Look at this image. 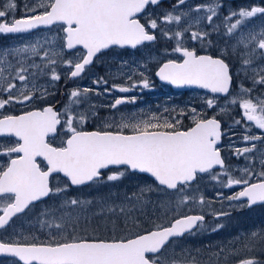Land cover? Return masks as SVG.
<instances>
[{"label":"snow or ice","instance_id":"1","mask_svg":"<svg viewBox=\"0 0 264 264\" xmlns=\"http://www.w3.org/2000/svg\"><path fill=\"white\" fill-rule=\"evenodd\" d=\"M160 2L161 0H37L34 7L26 9L23 17H13L11 21L6 19L8 15L6 11H0V34L28 33L40 26L62 22L66 25L63 28L66 40L64 46L67 49H73L77 45H82L86 50V54L74 60L64 61L72 69L70 78H76L86 70L98 53L109 46L128 45L136 48L144 42L154 41L155 35L146 30L145 25L136 19V14L142 13L148 5L156 6ZM185 3L186 0H177L172 9L159 17V20L166 25L173 23L179 25L186 17L191 18V13H203V16L194 18V24L199 25L206 19L209 26H212L214 18L218 15V9L222 7L217 0H211L210 3L196 5L186 12L177 14V9ZM7 7L14 10L16 5L10 2ZM258 14L264 15V7H241L237 11L230 12L224 17V35L233 36ZM158 26L157 19L149 20V29H157ZM192 27L193 24H188L183 30L173 33L163 31L162 34L165 37L177 41L173 52L181 53L183 61L178 63L175 60H169L160 67L157 76L162 81H168L173 85H199L214 94L229 93L232 76L229 64L223 58L228 55V48L221 49L220 55L216 57L196 55L194 50L183 46V36ZM212 30L218 32L219 28L213 27ZM209 36L208 31L199 29L191 31V39L200 41L202 45L205 41L207 45H212L213 42L208 39ZM40 47V43L36 42L3 50L0 64L6 63L3 57L11 56L19 57L17 63L21 66L15 69L14 75L9 76H5L4 69L0 68V92L8 94L7 99L0 98V108L13 101L24 103L33 98V90L37 89L35 84L33 89L28 90V94H24L27 88L28 68L23 66V61L29 55H38ZM240 47L245 49L240 54L242 68L247 72L253 64V56L257 50H260L259 55L264 59V28H261L259 32L242 34L237 43L232 46L233 53ZM48 56L49 53L45 50L42 59L47 60V63L43 68L36 64L29 67L43 73L49 66L57 63L56 60L48 59ZM8 68L9 70L12 68L10 63ZM251 70L253 84L264 85V67ZM31 75L35 77L36 72ZM59 79L60 76L55 68H52L51 80ZM14 80H19L25 85V88L19 89L15 96L12 94L17 91V85L12 82ZM101 82L107 83L103 78L94 81L96 84ZM141 83L144 88L149 87L146 78ZM135 86L133 84V87ZM240 87L241 95L250 96L252 89L244 88L243 84ZM117 90L129 91L125 87H118ZM39 91L41 95H47L46 90L41 88ZM89 91L90 89L87 88L72 90L70 100L73 103H79V98ZM134 100L135 98L131 101L117 98L111 107L116 109L117 106L134 102ZM206 103L209 108H212L216 101L211 98ZM230 103H239L243 110V118L256 128L264 130V98H258L256 102L252 98L240 100L233 98ZM199 116L200 114L193 109L194 126L186 131L179 130V121L173 123L152 115L146 119L122 116L120 123L116 124L118 131L115 132L110 130L82 132L77 131L72 124L77 119L83 122L86 117L83 114L78 118L74 117L69 108L66 124L72 135L66 140V146L58 148L52 147L45 140L49 133L56 131V125L60 123L59 116L52 107L26 112L20 116H5L0 119V133H14L23 142L6 150L9 154L22 155L11 159L6 167L0 166V199L7 198L10 201L0 205V210L3 212V215H0V228L6 226L11 218L23 213L34 202L67 191L69 185L63 188L50 187L49 177L53 173H63L69 179L71 186H83L103 180L101 170L109 165L127 166V170L150 174L159 186L172 190L180 187L182 192V186L193 181L197 173H207L214 165L224 167L220 150L215 147L221 136L220 123L214 117L202 119ZM236 123L239 124L240 121L237 120ZM110 127L111 125H106V128ZM125 130H129L127 134ZM243 139L245 142L262 141L264 136L245 135ZM255 148L256 145L253 143L252 147L237 149L236 153L245 155L253 152ZM36 157H43L47 161L46 171L36 163ZM242 171L248 176L253 175L248 169ZM125 174V171L110 174L107 176V181H118ZM258 175L261 179L257 183H249L248 180L233 179L229 176L225 187H231L234 184L243 185V190L227 199L239 203L241 198H247L249 207L257 202H264V172ZM150 190V186L142 188L140 193L142 195L143 192ZM133 195L135 204L132 207L135 208L141 203V195ZM190 199L183 195L177 206L188 203ZM199 202L204 203L203 197ZM93 203L92 200L65 197L57 207L45 209L38 218L42 227L54 229L49 242H0V254L18 258L22 264H166L160 254L171 240L205 228L203 215H187L175 219L168 227L157 225L153 230L136 234L132 238L105 240L63 236L66 225L70 224L73 231L76 230L80 213L73 215V211L79 209L80 212H85ZM244 206L240 204V207ZM117 207L119 214L130 217L132 209L124 205L110 206L103 199L100 201V211L96 214L105 212L116 214ZM56 212L61 213L56 218L59 219V223L53 219ZM228 214L219 212L215 215L219 218ZM43 217H49V219ZM221 227L223 225H217L213 231ZM256 235L257 233H252L253 238ZM172 264L177 262L173 261ZM190 264H195V261ZM240 264H259V262L250 258L241 261Z\"/></svg>","mask_w":264,"mask_h":264},{"label":"rangeland","instance_id":"2","mask_svg":"<svg viewBox=\"0 0 264 264\" xmlns=\"http://www.w3.org/2000/svg\"><path fill=\"white\" fill-rule=\"evenodd\" d=\"M10 2L16 5L14 10L7 7ZM36 2L37 0H0V11H6L8 13L6 19L11 21L13 17H23L26 9L34 7ZM210 2L211 0H186V3L177 9V14L186 12L196 5ZM217 2L222 4V7L218 9V15L214 18L212 26H209L206 19L202 20L199 25L194 24V18L204 15L203 13L194 12L190 14L191 18L186 17L179 25L175 23L166 25L159 20V17L171 10L177 0H165L156 6L151 5L139 19L148 31L155 33L156 40L154 42L147 43L132 52L116 47L109 48L106 52L99 53L93 63L86 67L80 77L76 78H70L69 74L72 69L64 61L74 60L76 57L86 54V52L81 47L66 50L64 46V25H52L24 35L0 34V56H2L3 50L20 47L24 44L39 42L41 45L38 49V55H29L23 61V66L28 68L26 74L28 75L27 88L19 80L12 81L17 85V91L12 93L14 96L21 88H25L24 94H28V90L33 89V84L37 85V89L33 90V98L24 103L13 101L5 105L0 108V117L3 115V111L19 110L22 107H24V111H27L30 107H39L46 102L55 101L60 102L63 113L68 115L69 108L76 104L70 100V92L74 87H78L79 90L85 88L92 90V93L95 92L96 97L102 98V102L97 105L95 100L88 99L90 96L84 94L80 97V100H88L87 106H93L92 109H89V112L85 114V107L75 106L71 109L72 115L78 118L79 115L83 114L88 118V121L93 120L98 126L101 124L105 129L118 130L116 124L120 123L122 116L125 118L134 116L137 119H146L152 115L173 123L179 121V129L182 125L190 127L193 124V109L200 114L199 118L219 115L221 118L232 120L225 126L223 130L225 137L223 143L219 146L225 160L224 168L213 169L199 175L192 181V184L182 186V192L180 187L174 191H168L160 187L149 176L142 174H132L129 177L125 174L120 180L109 182L107 181L108 175L122 172L121 169L114 168L103 177V180L93 183L87 188H74L73 190L69 188L65 193L53 196L54 201L49 206L45 205L46 209L57 207L65 197H78L94 201L85 212H80L79 209L73 211V215L80 213L76 230L73 231L70 224L66 225L63 236L105 240L120 239L154 229L157 225H169L173 219L180 216L200 214L205 217V221L207 215H211L210 219L205 222L203 230L188 234L186 238L176 239L169 248L161 252L160 256L166 261V264H172L173 261H176L177 264H190L192 261H195V264H239V259H234L240 258L243 260L246 257L247 259L254 258L259 264H264V205L246 210L244 209L246 203L242 201L238 203L227 199L240 192L243 185L234 184L231 187H225L229 176L233 179L248 180L250 183L259 181L261 177L258 174L264 172V164H262V161H264V140L245 142L243 139L245 135L264 136V130L256 128L243 118V110L240 108L239 103H230L233 98L237 100L252 98L254 102L258 98H264V85L253 84L251 70L264 67V59L259 55L260 50H257L254 54L253 64L247 72L242 68L240 54L245 49L240 47L235 53L232 51V46L237 43L242 34L252 31L259 32L261 28H264V15L258 14L255 18H252L233 36L224 35L225 16L232 11L239 10L241 7H264V0H217ZM150 19H157L159 25L157 29L148 28ZM188 24H193V27L183 36L184 47L194 49L197 53L213 51L216 56L220 55L221 49L228 48V55L223 58L230 65L234 79L232 92L228 96L220 98L198 89L176 91L169 84L160 82L155 76V71L162 62L171 59L179 61L182 58L178 53L173 52V49L177 46V41L165 37L162 34L163 31L167 30L173 33L177 30H183ZM213 27H218L219 31H213ZM198 29L210 33L208 39L213 42L212 45H207V41L202 45L200 41L191 39V31ZM45 50L49 53L48 59L56 60L57 63L49 66L41 73L29 66L36 64L43 68L47 63V60L42 59ZM114 52H117V54H114ZM101 57L105 58V63L107 60L110 63L102 65V61L99 59ZM3 59L6 63L0 64V68L4 69V75H14L15 69L21 66L17 63L20 58L8 56L3 57ZM9 63L12 65L11 70L8 68ZM52 68H55L56 73L60 76L59 80H51ZM104 70L106 74L103 72ZM108 71L111 72L108 73ZM33 72H36L35 77L31 75ZM46 77H49L48 80L43 81L42 78ZM99 78H103L107 83H94ZM145 78L149 82L148 88H144L141 83ZM133 84L136 86L133 87ZM241 84L244 88L252 89L250 96L240 94ZM114 85L117 87L114 88ZM4 86L6 87V84ZM118 87L128 88L129 91L120 92L117 90ZM41 88L46 90L47 95H41L39 91ZM105 89H108V91H105ZM0 98L7 99L8 94L0 92ZM117 98H124L129 101L135 98V100L113 109L111 104ZM211 98H214L216 103L212 108H209L206 101ZM94 114H98L96 118L92 117ZM237 120L240 121L239 124L236 123ZM77 122L81 124L78 120ZM106 125H111V127L106 128ZM128 131L125 130V132ZM253 143L256 145L253 152L237 155V149L252 147ZM6 162L7 158L0 161V166H3ZM243 169H248L253 175H246L242 171ZM54 183L55 187L63 188L62 185L64 186V181L58 176L55 177ZM149 186L151 190L145 191L141 195L140 190ZM133 194L141 195V203L135 208L132 207L135 204ZM183 195L191 199L188 203L177 206ZM201 197L204 199L203 204L199 202ZM102 199L107 201L110 206L124 205L132 209L130 217L119 214L118 207L116 214L107 212L96 214L100 211V201ZM241 203L245 206L240 207ZM44 211L40 207V209L33 210L32 213L30 212L31 214L25 216L24 220L13 226L12 236L21 238L24 243L49 242L54 229H49L47 226L42 227L38 219ZM65 211L69 210L65 209ZM219 212L229 213V216L217 218L215 214ZM60 215L61 213L58 212L56 218ZM30 217L33 218L29 219ZM43 218L49 219V217ZM56 218L55 222L59 223V219ZM217 225H223V227L213 231L217 228ZM254 232L257 235L253 238L252 233ZM127 233L130 235H126ZM257 239L260 240L262 250L257 249ZM0 264L5 263L0 262Z\"/></svg>","mask_w":264,"mask_h":264},{"label":"flooded vegetation","instance_id":"3","mask_svg":"<svg viewBox=\"0 0 264 264\" xmlns=\"http://www.w3.org/2000/svg\"><path fill=\"white\" fill-rule=\"evenodd\" d=\"M22 34L24 35V33H22ZM10 35H13V34H10ZM143 45L145 46L146 44H143ZM139 47H141V46H138V47L133 48V49H137ZM121 49H126L128 52L134 51L132 48H128V47H123ZM189 50H194V49H189ZM194 51H195L196 55H199V54H208V55L216 56V54H214L215 52H213V51H206L208 53H197L196 50H194ZM103 52H106V50L101 51L100 53H103ZM114 54H117V52H114ZM95 57L93 58V60L95 59ZM99 59L102 61V65H103L105 63V61H104L105 58L104 57H101ZM107 63H110V61L107 60L105 64H107ZM90 65H88V66H90ZM229 67H230V65H229ZM103 72L105 73V70ZM108 73H109V71H108ZM230 74L232 76V82H231V87L229 89V93H226L225 95L216 94V95H213V96L220 97V98H224V97L228 96L232 92V87H233V84H234V79H233V75H232L231 68H230ZM43 79H45V78H43ZM76 89H78V87L77 88H75V87L73 88V90H76ZM200 91L205 92V93H207L209 95H212V94H210V93H208V92H206L204 90H200ZM97 94H98V92H97ZM85 95L90 96L88 99L95 100L97 105H99V102H102V98L96 97L95 96V92L92 93V90H90L89 93H87ZM87 103H88V100H85L84 99L83 101H81L80 98H79V103H76L75 105H73L71 107V109H73L75 106H77V107L78 106L79 107H82L83 106V107L86 108V110L84 111V113L87 114L89 112V109H92V107H93V106H87ZM46 106H55L54 111L57 112V114L59 116V119H60V123H59L58 127L56 128L55 134L54 135L47 136L46 142L49 143L52 147H57V148L58 147H64V146H66L65 145L66 140L72 135V133H71V131H69V129L67 127V124H66L68 115L63 113V110L60 107V102L59 101L46 102V103H44L43 105H41L39 107H37V106L30 107V108L27 109V111H24V107H22L19 110H17V109H11V110H9L7 112L3 111L4 113L0 117V119L1 118H4L5 116H17V115H21V114L23 115L24 113L30 112V111H33V110H42ZM97 115L98 114H94V115H92V117L96 118ZM213 117L220 123V133H221L220 139H221V141L223 143V139L225 137V132L223 130H224L225 126L227 125V123L228 122H231L232 120H229V118H227V119L221 118L219 115H211V116H207V117L202 118V119H211ZM77 120H75V122H73V124H72V127H74L77 131H86V132H89V131H92V130H97V131L110 130V131H114V132L115 131H118L116 129L115 130H113V129H105V127L104 126H101V124H99V126H98L97 123L94 122L93 120L88 121V118H85L83 120V122H80L81 124H78ZM192 125L193 124H191L190 126H192ZM187 126L182 125V127L179 130H186V129H188ZM125 134H127V132H125ZM19 143H21L20 140L16 139L13 136L0 135V161L5 160L7 158V162L5 164H3V167H6L10 163V160L11 159H15V158H17L18 155H22V154H17V153H10L9 154V153L6 152V150L8 148L16 147ZM222 152H223V150H222ZM36 163L40 166V168L42 170H46L47 169V164H46V162L41 157H38L36 159ZM113 169L114 168H110V169H107V170L103 171L102 172V177L106 176V174L108 172L112 171ZM119 169H121L122 171H125L128 177L131 176L132 174H139V173H136V172H132L130 170H127V167L126 166L125 167H120ZM57 176L60 177L64 181V186L65 185H69L68 189L69 188L72 189V190L74 188L84 189L85 187H87L89 185L88 184V185L83 186V187H74V186H71L70 185V182L66 178H63V176L61 174H53L49 178L50 187L55 188V183L54 182H55V177H57ZM92 184L93 183H91L89 186H91ZM187 185H190V184H187ZM64 186L62 185V187H64ZM52 197L53 196L46 197V198H44V199H42L40 201L34 202L23 213L17 214L13 218H11L10 222L6 226H4L3 228H0V242H17V241H19V242L24 243V241H22L21 238H14L12 236L11 232L13 230V226L17 225L19 222H21L22 220H24V217L27 216V215H29V214H31L32 211L35 210L36 208H39L40 209V207H41L42 209L45 210L47 208L46 206H49L52 203V201H54L52 199ZM241 201L244 202V203H246V206L244 207V209H246V210L247 209L250 210L253 207H259V206L264 205V204H262V205H257V206L249 207V206H247V200H241ZM7 202H10V201L7 200V198L0 199V205H2L4 203H7ZM2 214H3V212H2V210H0V215H2ZM57 215H58V212L55 213V217L53 219H55L57 217ZM210 217H211V215H207V217H206L207 220H205L204 223L207 222L210 219ZM220 217H225V216H220ZM32 218L33 217H30L29 219H32ZM126 235H130V234L127 233ZM187 235L188 234H185L183 237L186 238ZM132 237L133 236L130 235V236H127V237H124V238H132ZM175 240L176 239L171 240L167 244V246L163 249V251L166 248H169L173 244V242H175ZM257 241H258V247H257V249L262 250V246H261L260 240L257 239ZM247 252H249V251H247ZM238 259H239V262L238 263L240 264V262L243 261V260H245V259H247V257L244 258L243 260H241L240 258H235L234 260H238ZM0 262H4L5 264L7 262H8L7 264H22V262H19L18 261V258L12 257L10 255H0Z\"/></svg>","mask_w":264,"mask_h":264},{"label":"water","instance_id":"4","mask_svg":"<svg viewBox=\"0 0 264 264\" xmlns=\"http://www.w3.org/2000/svg\"><path fill=\"white\" fill-rule=\"evenodd\" d=\"M161 1H163V0H161ZM139 14H141V13H138V14H136V15H139ZM138 20V19H137ZM139 21V20H138ZM59 23H62V22H59ZM49 26H52V25H48V26H40L39 28H44V27H49ZM38 29V28H37ZM33 31V30H32ZM65 42H66V40H65ZM145 43V42H144ZM143 44V43H142ZM141 44V45H142ZM78 46H80V47H82L83 48V46L82 45H77V46H75V48L76 47H78ZM112 46H118V45H112ZM112 46H109V47H112ZM125 46H127V47H131V46H128V45H125ZM125 46H123V47H125ZM139 46V45H138ZM118 47H121V46H118ZM66 48V47H65ZM74 49V48H73ZM84 49V48H83ZM108 49V48H107ZM66 50H71V49H67L66 48ZM104 50H106V49H104ZM180 55H182L181 53H180ZM202 55H204V54H202ZM183 61V60H182ZM168 62V61H167ZM167 62H164V63H167ZM164 63H162V65L164 64ZM178 63H180V62H178ZM161 65V66H162ZM160 66V67H161ZM160 69V68H159ZM159 69L157 70V72L159 71ZM157 72H156V77L161 81V82H166V83H169L168 81H162L160 78H159V76H157ZM174 89H184V90H186V89H190V88H199V89H205V88H202V87H200L199 85H173V84H171V83H169ZM205 90H208V91H210L209 89H205ZM211 92V91H210ZM212 93V92H211ZM222 95H225V94H222ZM46 107H49V106H46ZM50 107H52L53 108V111H54V108H55V106H50ZM33 111H36V110H33ZM54 112H56V111H54ZM57 113V112H56ZM22 115V114H21ZM17 116H20V115H17ZM1 119H3V118H1ZM58 125H59V123L56 125V128L58 127ZM220 130V129H219ZM82 132H86V131H82ZM89 132H94V131H89ZM55 134V132H53V133H49L47 136H49V135H54ZM0 135H9V136H13V137H15L16 139H18V140H20V138L19 137H17V136H15V134L14 133H9V132H2V133H0ZM47 136L45 137V140L47 139ZM20 142L22 143L23 141H21L20 140ZM220 142V139L217 141V144ZM216 144V145H217ZM215 145V146H216ZM38 157H36V159H37ZM43 160H44V158L43 157H41ZM45 162H46V164H47V161L46 160H44ZM220 165H214L213 166V168L214 167H219ZM109 167H122V166H118V165H109L107 168H105V169H102L101 171H103V170H106V169H108ZM127 167V166H126ZM47 170V169H46ZM45 170V171H46ZM130 171H132V170H130ZM132 172H138V171H132ZM138 173H140V172H138ZM53 174H56V173H53ZM53 174H51V175H53ZM61 175H63L64 177H66L63 173H60ZM140 174H146V175H148V176H150L151 177V175L150 174H147V173H140ZM50 175V176H51ZM50 178V177H49ZM67 178V177H66ZM151 178H153V177H151ZM68 179V178H67ZM154 179V178H153ZM195 179V178H194ZM69 180V179H68ZM70 182V181H69ZM190 182H192V181H190ZM189 182V183H190ZM158 183V182H157ZM255 183H257V182H255ZM169 190H172V189H169ZM44 199V198H43ZM241 199H247V198H241ZM262 203H264V202H257L256 204H254V205H257V204H262ZM253 206V205H252ZM3 215V214H2ZM180 218V217H179ZM174 221V220H173ZM172 221V222H173ZM170 226V225H169ZM166 227H168V226H166ZM151 231V230H150ZM143 234V233H142ZM0 255H7V254H0Z\"/></svg>","mask_w":264,"mask_h":264},{"label":"bare ground","instance_id":"5","mask_svg":"<svg viewBox=\"0 0 264 264\" xmlns=\"http://www.w3.org/2000/svg\"><path fill=\"white\" fill-rule=\"evenodd\" d=\"M111 71H109V73H110Z\"/></svg>","mask_w":264,"mask_h":264}]
</instances>
